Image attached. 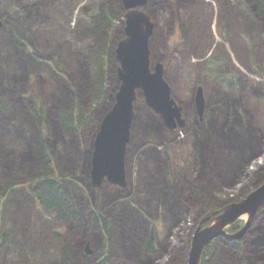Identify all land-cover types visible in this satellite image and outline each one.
I'll return each instance as SVG.
<instances>
[{"label":"rangeland","instance_id":"374dc122","mask_svg":"<svg viewBox=\"0 0 264 264\" xmlns=\"http://www.w3.org/2000/svg\"><path fill=\"white\" fill-rule=\"evenodd\" d=\"M107 4L114 12H120L110 64L109 100L94 111L95 122L89 123L80 137L84 146L76 145V139H73L72 144L60 148V165L64 171H74L71 162L77 156L82 159V165L88 163L87 169L78 175L79 186L73 182L68 186L77 196L83 197L80 186L85 185L88 192L83 198L91 209L99 207L112 216L136 211L132 197H136L137 205L149 206L147 190L154 175L160 173L156 158L169 168L172 182L174 180L178 188L186 189L201 167L197 129L200 124L209 125L213 119L220 124L225 122L229 101L236 102L232 105L231 115L235 110L242 121L255 126L264 138V19L255 14L246 0L234 3L231 0H148L140 8L150 14L155 24L150 41L152 67L158 62L164 64L166 79L172 95L183 107L186 124L176 130L167 127L138 91L131 139L126 149L125 186L118 187L105 179L101 185L94 186L91 178L94 141L103 118L116 102L120 86V62L115 49L126 36L128 10L123 0H0V101L5 105L0 109L1 191L16 181L15 178L23 180L15 170L24 165L27 147L37 142V127L30 107L38 106L50 115L56 105L76 91L77 86L89 82L86 58L96 44L95 37L89 32L95 26L94 18ZM19 40H25L36 50L33 55L25 53L29 61L22 60L21 52L16 48ZM198 86L204 88L206 99L202 118L195 102ZM71 137L66 138L69 141ZM261 153L250 164L251 174L244 180L245 187L238 185L239 189L228 190L229 198L242 197L249 182L253 184L264 177V170L260 169L264 166V144ZM155 154L158 155L156 158ZM219 199L214 202L206 196L204 202L207 201L208 206L204 210L186 213L178 221L168 206L158 204L157 209L148 213L152 221L159 217L157 228L148 219V231L157 243L179 244L182 250L178 264H187L193 234L207 217L206 212L218 206ZM87 213L91 211L87 210ZM247 218L248 215H244L238 224H245ZM41 219L33 199L24 189L11 195L4 215L9 240L5 246H0V264L52 263L56 246L52 245L55 253H51L47 261L42 260L37 250L51 240L56 226L68 222L57 216L52 222ZM254 220L255 217L251 224ZM230 229L229 232H237L241 228ZM244 235L235 242L223 238L226 246L241 241L244 247ZM120 239L121 235L116 233V251H120ZM82 243L84 254L93 260L101 248L100 240L87 235Z\"/></svg>","mask_w":264,"mask_h":264},{"label":"trees","instance_id":"16d2710c","mask_svg":"<svg viewBox=\"0 0 264 264\" xmlns=\"http://www.w3.org/2000/svg\"><path fill=\"white\" fill-rule=\"evenodd\" d=\"M231 1L234 3L239 0ZM246 1L253 7L255 14L264 19V0ZM119 16L120 12H114L107 4L94 18L95 26L89 33L95 37L96 44L86 58L89 82L84 86H77L76 91L56 105L50 115L42 112L38 106L30 107L37 127V142L27 147L24 156L22 154L24 165L15 170L23 180L15 178L16 181L11 182L4 191L0 190V246H5L9 240L4 220L6 203L13 193L24 189L33 199L35 209L41 214V220L52 222L57 216L68 222V225L60 224L54 228L51 240L38 248L43 261H47L51 258V253H55L52 249L54 245L57 250L52 256L51 264H178L182 247L173 242L157 243L149 233L147 220H151L148 214L151 210L157 209L158 204H164L178 221L186 213L204 210L208 206L207 201L204 202L206 196L214 202L219 197L218 206L205 214L214 216L230 203L241 200L264 181L263 177L253 184L249 182L242 197L229 198L228 190L239 189L238 185L245 187L244 180L251 174L250 164L262 155L264 144V138L255 126L242 121L235 110L231 115L232 105L236 102L229 101L225 122L220 124L217 119H213L209 125L200 124L197 129V146L202 154L201 167L186 189L178 188L175 181L172 182L169 168L156 158V154L160 173L154 175L150 182L147 190L149 206L146 208L137 205L136 197H132V203L137 206L136 211L112 216L110 212L99 207L91 209L83 198L88 192L85 185L80 186L83 197L77 196L68 186L69 182L79 186L81 180L78 175H82L88 163L83 162L82 165V159L77 156L71 162L74 171H64L60 165V148L72 144L73 139H76V145L84 146L80 137L89 123L95 122L94 111L99 110L109 100L112 85L110 64L114 57L116 20ZM19 41L16 48L21 52L22 60L29 61L25 53L33 55L36 50L25 40ZM3 108L5 105L0 101V109ZM67 136H72L69 141ZM260 169L264 170V166ZM87 210L91 213L88 214ZM156 220L159 217L150 221L155 227ZM238 222L240 219L230 230L243 226ZM116 233L121 235L120 251L115 249ZM87 235H94L101 243V248L92 262L83 252L82 241ZM243 241L246 242L244 247L241 241L226 246L223 236L217 237L204 248L200 264H264V205L256 214ZM26 262L23 261V264Z\"/></svg>","mask_w":264,"mask_h":264},{"label":"water","instance_id":"95a60500","mask_svg":"<svg viewBox=\"0 0 264 264\" xmlns=\"http://www.w3.org/2000/svg\"><path fill=\"white\" fill-rule=\"evenodd\" d=\"M126 9L125 38L116 46L115 53L120 62V79L116 102L104 117L94 141L91 178L94 186L105 179L116 185H125V157L131 139V128L135 116L134 103L137 92H142L147 105L159 114L167 127L175 130L183 127V107L172 95L166 79L163 63L152 67L150 41L155 24L150 14L142 10L148 0H123ZM2 23H0V26ZM196 109L202 118L206 99L202 86L196 90ZM264 205V182L243 199L230 203L214 216H207L193 234L187 264H200L204 248L219 236L235 242L240 240L252 220ZM244 215H248L243 227L237 232L229 228ZM210 222V224H203ZM205 225V226H204ZM91 253V250H88Z\"/></svg>","mask_w":264,"mask_h":264},{"label":"flooded vegetation","instance_id":"af4514ba","mask_svg":"<svg viewBox=\"0 0 264 264\" xmlns=\"http://www.w3.org/2000/svg\"><path fill=\"white\" fill-rule=\"evenodd\" d=\"M125 183H126V180H125ZM115 185V184H114ZM116 186H118V187H123V186H121V185H116ZM125 186V185H124Z\"/></svg>","mask_w":264,"mask_h":264},{"label":"bare ground","instance_id":"6f19581e","mask_svg":"<svg viewBox=\"0 0 264 264\" xmlns=\"http://www.w3.org/2000/svg\"><path fill=\"white\" fill-rule=\"evenodd\" d=\"M176 44V43H175ZM255 71V70H254ZM103 121V120H102ZM126 173H127V171H126ZM57 227V226H56Z\"/></svg>","mask_w":264,"mask_h":264}]
</instances>
